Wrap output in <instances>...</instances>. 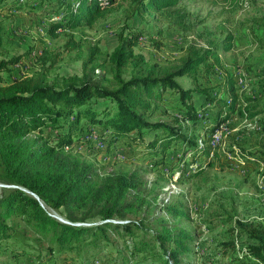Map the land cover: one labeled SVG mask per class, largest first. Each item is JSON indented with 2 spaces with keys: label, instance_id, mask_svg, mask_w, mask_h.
I'll list each match as a JSON object with an SVG mask.
<instances>
[{
  "label": "trees",
  "instance_id": "16d2710c",
  "mask_svg": "<svg viewBox=\"0 0 264 264\" xmlns=\"http://www.w3.org/2000/svg\"><path fill=\"white\" fill-rule=\"evenodd\" d=\"M28 1L0 0V264H185L186 256L196 254L195 238L172 222L187 217L184 200L163 202L159 215L151 199L139 197L150 191L140 170L101 176L78 154L82 148L111 152L121 142L149 157L160 172L173 171L169 156L190 152L193 162L205 157L211 165L212 136L227 122L253 121L264 139V121L257 119L264 113V91L245 93L243 77L225 68L220 53L234 49L232 39L191 43L179 59L151 63L135 52L144 37L138 29L120 32L110 55L90 49L81 77L49 81L47 64L54 65L59 54L47 49L36 59L40 70L15 76L23 57L5 56V13H27V6L38 13L50 4L62 18L51 19L49 36L62 31L69 36L66 48L74 51L82 45L72 31L94 27L124 1L127 19L152 13L183 21L186 12L179 7L187 0ZM96 68L111 76H95ZM182 80L192 87H183ZM172 111L175 122L150 121ZM246 161H264V151L248 153ZM143 208V215L131 218ZM232 231L249 239L245 254L232 262L264 264V223L239 221ZM223 247L234 248V239Z\"/></svg>",
  "mask_w": 264,
  "mask_h": 264
},
{
  "label": "rangeland",
  "instance_id": "374dc122",
  "mask_svg": "<svg viewBox=\"0 0 264 264\" xmlns=\"http://www.w3.org/2000/svg\"><path fill=\"white\" fill-rule=\"evenodd\" d=\"M128 7L129 1H124L123 5L99 18L94 27H80L72 31L75 41L82 45L74 51L66 48L67 34L59 31V37L49 36L51 19L58 21L62 18L50 4L45 3L38 13L29 12V6L26 7L27 13L24 10L14 14L5 13L9 32L5 56L23 57L21 64L14 68L15 76H21L40 70L36 59L45 49L52 52L53 57L59 54L54 65L51 61L47 64L49 81H53L62 76L81 77L90 49L97 47L104 56L110 55L118 46V34L122 31H142L144 37L135 47V52L143 54L151 63L161 64L182 57L191 43L206 46L209 39L218 42L232 39L234 49L220 53L225 68L243 77L241 83L245 93L264 91V0L183 1L179 7L186 12L183 21L152 13L127 19ZM88 71L92 74L93 67L89 66ZM129 73V70H125L124 78L128 79ZM94 75L111 76L99 68L94 70ZM5 76L8 77L7 74ZM181 84L185 88L192 87L189 80H182ZM159 107L160 111L165 109L164 105L159 104ZM261 108L264 109V102ZM176 113L172 111L164 118L150 121L162 119L175 122ZM257 119L264 121V113ZM261 133L256 131L253 121H236L230 126L227 122L212 136L215 156L214 153L211 155V165L207 164L205 157L196 159L194 164L190 152L185 158H167L174 163L173 171L163 169L160 172L159 168L149 163V157L145 159V155L121 142L111 152L97 155L94 149L79 148L78 155L94 163L100 169L101 176L140 170L150 191L148 194L140 193L139 197L151 199V210L159 215L163 216L159 209L163 202L184 200L187 217L172 222L195 238L196 254L186 256L185 264L188 261L189 264H234L231 258L243 256L249 245L246 236L240 233L238 236L232 231L236 223H264V161L252 166H248L246 161L248 153L264 151ZM94 140L95 145L102 146L95 137ZM200 147H204L202 142ZM179 148V154L184 153L182 145ZM132 154L136 156L132 157ZM144 210L131 218L140 217ZM232 239L235 247L225 249L224 244Z\"/></svg>",
  "mask_w": 264,
  "mask_h": 264
},
{
  "label": "water",
  "instance_id": "95a60500",
  "mask_svg": "<svg viewBox=\"0 0 264 264\" xmlns=\"http://www.w3.org/2000/svg\"><path fill=\"white\" fill-rule=\"evenodd\" d=\"M61 220V219H60ZM61 221H63V220H61Z\"/></svg>",
  "mask_w": 264,
  "mask_h": 264
}]
</instances>
